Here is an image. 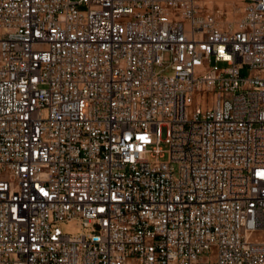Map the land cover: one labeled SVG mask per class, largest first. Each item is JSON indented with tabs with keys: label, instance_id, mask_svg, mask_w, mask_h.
<instances>
[{
	"label": "built area",
	"instance_id": "1",
	"mask_svg": "<svg viewBox=\"0 0 264 264\" xmlns=\"http://www.w3.org/2000/svg\"><path fill=\"white\" fill-rule=\"evenodd\" d=\"M240 1L0 0V264H264V0Z\"/></svg>",
	"mask_w": 264,
	"mask_h": 264
},
{
	"label": "rangeland",
	"instance_id": "2",
	"mask_svg": "<svg viewBox=\"0 0 264 264\" xmlns=\"http://www.w3.org/2000/svg\"><path fill=\"white\" fill-rule=\"evenodd\" d=\"M202 3L206 9L216 13L223 23L234 22L240 14L242 5L240 0H202ZM168 72V70L165 71V73ZM162 135H165V128L162 130ZM59 226L64 232L70 234H75L81 230V225L75 220L62 222Z\"/></svg>",
	"mask_w": 264,
	"mask_h": 264
}]
</instances>
